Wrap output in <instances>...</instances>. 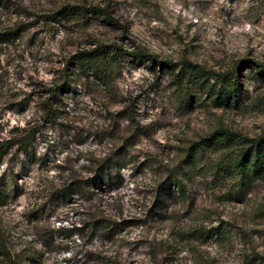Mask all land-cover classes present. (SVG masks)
Returning a JSON list of instances; mask_svg holds the SVG:
<instances>
[{"label": "rangeland", "instance_id": "1", "mask_svg": "<svg viewBox=\"0 0 264 264\" xmlns=\"http://www.w3.org/2000/svg\"><path fill=\"white\" fill-rule=\"evenodd\" d=\"M73 4L106 8L111 23L55 13ZM12 26L0 40V139L34 137L0 164V264H264V170L243 183L215 171L247 148L241 137L264 134V0H0V30ZM99 42L127 52L106 81L75 65ZM136 50L197 63L214 89L191 86L184 105L179 65H152ZM235 65L237 97L214 102L229 88L214 72ZM218 129L236 141L187 165L191 144ZM107 160L116 162L110 189L66 190ZM171 174L184 190L155 207ZM96 217L109 229L92 228Z\"/></svg>", "mask_w": 264, "mask_h": 264}, {"label": "trees", "instance_id": "2", "mask_svg": "<svg viewBox=\"0 0 264 264\" xmlns=\"http://www.w3.org/2000/svg\"><path fill=\"white\" fill-rule=\"evenodd\" d=\"M90 12L95 15L102 16L105 21L111 23L112 18L110 17L106 8L100 7L96 4L89 6L84 4L66 5L55 11V13L59 16L65 17L68 15H74L81 18H87V14ZM18 31V26L6 27L0 30V40L3 37L5 38L14 36ZM123 53L127 52L121 50V48L118 46H114L112 44L107 45L99 42L93 48L80 50L75 57V65L79 70L85 72L86 74L89 73L99 80L106 81L110 77L114 58ZM133 55L135 57L147 58V61H149L150 64L153 65L158 63L168 67L173 71H175L176 66L179 65L178 70L174 72V76L175 84L181 95L180 102L184 103V105H188L190 102L191 94H189V90L191 86L206 85L205 89L207 88V92L209 93L214 89L212 86L213 84L207 86V76L210 72L197 63H193L187 59L180 61L179 64L169 60H159L154 54L147 53L143 50H136L133 52ZM256 63H258L257 66H260L259 73L264 74V63ZM238 67L239 66L235 65L231 70L226 72H214L215 79H219L221 82H227L229 86L228 89H225V87L221 85L219 89H217L213 97L214 102L218 103L224 91L226 93L227 101L237 97L240 85ZM56 99V91H50V94L44 101L43 105V111L47 117L51 118L55 115V108L52 105L54 103L53 100ZM33 137L34 132L27 131L18 136L0 139V164L2 163L4 156L9 152L13 145H16V147L20 148L29 147ZM236 137L237 136H234L233 133L228 132L226 129H218L212 132L209 136L200 138L196 142H193L189 148L190 152L188 153L187 165H196L205 148H228L230 143L236 141ZM238 141H246L248 143L247 148L242 149L238 154L229 158L225 162L218 164L215 167V171L234 172L237 175L240 183H243L245 177H248V175H254L264 170V153H261L260 151L264 146V134L252 138L241 137ZM252 148L255 149L254 156L251 154ZM115 165L116 162L112 160L101 162L96 167L93 175L84 180H71L67 184L66 190H68L69 193H80V191L84 189V186H92L101 190H104L105 188L110 189L116 182V175L113 172ZM157 188L158 196L155 198V207L162 206L163 201L172 197L175 192H182L184 190V184L182 180L178 179V176L171 174L166 179L160 181L157 184ZM109 223L110 219L107 217H96L93 218L91 227L98 229L100 225H103V227L109 229ZM6 254L8 260H11L7 250Z\"/></svg>", "mask_w": 264, "mask_h": 264}]
</instances>
